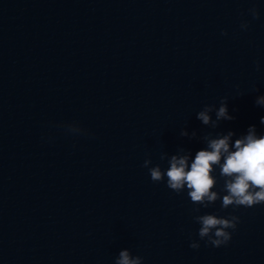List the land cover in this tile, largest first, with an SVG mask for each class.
Here are the masks:
<instances>
[{
    "label": "water",
    "instance_id": "obj_1",
    "mask_svg": "<svg viewBox=\"0 0 264 264\" xmlns=\"http://www.w3.org/2000/svg\"><path fill=\"white\" fill-rule=\"evenodd\" d=\"M260 95L264 0H0V264H264V204L223 209L218 167L208 208L143 167L264 135ZM225 98L235 119H197ZM204 214L239 217L226 245L199 238Z\"/></svg>",
    "mask_w": 264,
    "mask_h": 264
},
{
    "label": "clouds",
    "instance_id": "obj_2",
    "mask_svg": "<svg viewBox=\"0 0 264 264\" xmlns=\"http://www.w3.org/2000/svg\"><path fill=\"white\" fill-rule=\"evenodd\" d=\"M253 19L259 18L258 10L253 7L249 9ZM247 21L241 22V29L247 30ZM222 35H227L222 32ZM259 62H257V69ZM257 106L264 107V95L256 98ZM215 112V119L211 113ZM197 119L203 125H210L213 128L219 126L222 120L231 121L235 119L229 114L227 99H222L220 106L205 105L197 113ZM261 124H264V117H261ZM69 131L80 134L85 133L77 123L68 125ZM235 135L233 131L226 134H218L213 138L210 134L203 137L207 147L198 150L192 158L190 152L183 148L177 153L168 157L167 153L161 154L160 159H168L169 167L162 170L157 164L150 167L151 159H145L143 167L148 168L151 180L160 182L166 179L167 187L176 193L187 190V195L193 204L208 208L217 200L221 199L220 193L214 191L217 178L213 173L218 167L220 177L224 179L221 191L226 192L222 196L221 207H253L264 204V135H258L255 125L249 126L246 134L241 135L233 142ZM180 136L195 138L197 133L193 131L191 135L186 129L180 131ZM196 212L200 208L195 209ZM194 221L200 225L198 235L201 240L207 241L214 247L226 245L231 240V233L228 229L235 230L239 222V217L232 215L229 218L218 217L215 214L196 215ZM199 243L193 241L190 247L199 248ZM142 257L132 256L130 250L123 249L119 252L115 264H142Z\"/></svg>",
    "mask_w": 264,
    "mask_h": 264
}]
</instances>
